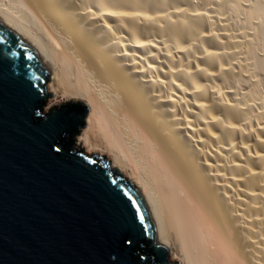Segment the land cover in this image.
Here are the masks:
<instances>
[{"label":"bare ground","instance_id":"bare-ground-1","mask_svg":"<svg viewBox=\"0 0 264 264\" xmlns=\"http://www.w3.org/2000/svg\"><path fill=\"white\" fill-rule=\"evenodd\" d=\"M89 107L109 153L184 264H264V0H0ZM132 179V180H133Z\"/></svg>","mask_w":264,"mask_h":264},{"label":"water","instance_id":"water-1","mask_svg":"<svg viewBox=\"0 0 264 264\" xmlns=\"http://www.w3.org/2000/svg\"><path fill=\"white\" fill-rule=\"evenodd\" d=\"M48 74L0 20V264H173L135 184L65 141L89 107L45 104ZM145 240L156 262L138 255Z\"/></svg>","mask_w":264,"mask_h":264},{"label":"rangeland","instance_id":"rangeland-1","mask_svg":"<svg viewBox=\"0 0 264 264\" xmlns=\"http://www.w3.org/2000/svg\"><path fill=\"white\" fill-rule=\"evenodd\" d=\"M50 83H51V76L49 75L45 87H46L47 93H49L50 95L45 99V104H46L47 101L50 102V103H56V102L59 101V100L55 99L56 94H55V91H53V89H51ZM69 99L70 100H73V101H76V102H83V104L87 105L82 100L74 99V98L73 99L72 98H69ZM84 128H81V130L79 132H77V133L70 134V137L68 138L69 139L68 140V143L70 145H72L74 148L79 149V150H85L84 147H82L83 140L81 139V137H82L81 136L82 135V131H83ZM94 153H96L97 155H99L101 158L104 156L105 159L107 160V162L109 163L110 167L116 168L114 166L115 159L109 153L101 152V151H94ZM117 171H119L125 178H127V179L131 180L132 182H134V179L130 176V173L129 172H127V171L124 172V171L118 170V169H117ZM174 256L175 255L172 252H170V251L167 252V259L170 260V261H172L173 264H184L183 261H181L179 258L174 257Z\"/></svg>","mask_w":264,"mask_h":264},{"label":"trees","instance_id":"trees-1","mask_svg":"<svg viewBox=\"0 0 264 264\" xmlns=\"http://www.w3.org/2000/svg\"><path fill=\"white\" fill-rule=\"evenodd\" d=\"M69 137H70V134L65 135L64 136L65 141L68 142ZM136 251H137L139 256L146 255L152 262H156V260H157L155 252L152 249L149 240L139 242L136 246Z\"/></svg>","mask_w":264,"mask_h":264}]
</instances>
